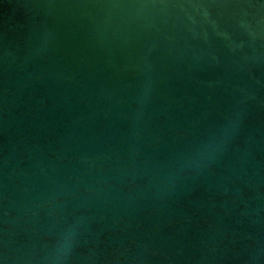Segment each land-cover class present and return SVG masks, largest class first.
I'll return each instance as SVG.
<instances>
[{
  "label": "water",
  "instance_id": "95a60500",
  "mask_svg": "<svg viewBox=\"0 0 264 264\" xmlns=\"http://www.w3.org/2000/svg\"><path fill=\"white\" fill-rule=\"evenodd\" d=\"M0 264H264V0H0Z\"/></svg>",
  "mask_w": 264,
  "mask_h": 264
}]
</instances>
